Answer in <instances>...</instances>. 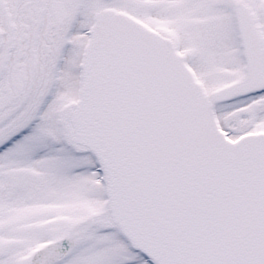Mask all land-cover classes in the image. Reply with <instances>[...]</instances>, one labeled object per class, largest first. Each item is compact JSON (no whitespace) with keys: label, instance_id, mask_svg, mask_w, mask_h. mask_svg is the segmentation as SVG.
Returning <instances> with one entry per match:
<instances>
[{"label":"snow or ice","instance_id":"6c2138e0","mask_svg":"<svg viewBox=\"0 0 264 264\" xmlns=\"http://www.w3.org/2000/svg\"><path fill=\"white\" fill-rule=\"evenodd\" d=\"M0 264H264V0H0Z\"/></svg>","mask_w":264,"mask_h":264}]
</instances>
